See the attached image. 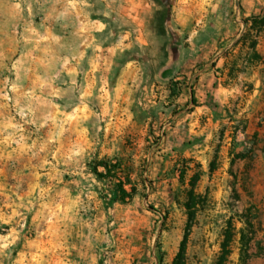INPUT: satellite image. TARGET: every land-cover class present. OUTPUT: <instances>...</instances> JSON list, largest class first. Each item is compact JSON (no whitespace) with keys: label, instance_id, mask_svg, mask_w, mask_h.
Instances as JSON below:
<instances>
[{"label":"rangeland","instance_id":"obj_1","mask_svg":"<svg viewBox=\"0 0 264 264\" xmlns=\"http://www.w3.org/2000/svg\"><path fill=\"white\" fill-rule=\"evenodd\" d=\"M186 234L184 264H264V0H0V264Z\"/></svg>","mask_w":264,"mask_h":264},{"label":"trees","instance_id":"obj_2","mask_svg":"<svg viewBox=\"0 0 264 264\" xmlns=\"http://www.w3.org/2000/svg\"><path fill=\"white\" fill-rule=\"evenodd\" d=\"M99 165H102L104 167L105 172H98V170H97L98 168L95 167L96 174L99 177H107L106 175L111 172V167H110L109 161L108 160H101ZM117 185L119 188V195H120L122 201H124L126 196L131 195V192L129 190H127V188L125 187L126 183L124 182L123 178H118ZM189 208L191 209V207H189ZM192 214H193V212H190V215H192ZM189 226H191V224H189ZM188 231H189V229H188ZM186 244H187V234L184 236V239L181 242V246H180L178 254L175 257L174 264H184L185 263ZM228 253H229L228 245H227V243H224L223 248H222V254L220 257V264H222L223 258L226 255H228Z\"/></svg>","mask_w":264,"mask_h":264}]
</instances>
